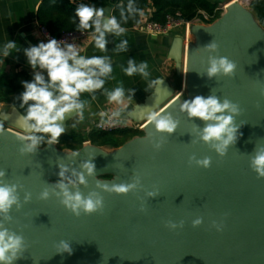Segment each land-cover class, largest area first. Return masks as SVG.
Masks as SVG:
<instances>
[{
  "label": "water",
  "instance_id": "water-1",
  "mask_svg": "<svg viewBox=\"0 0 264 264\" xmlns=\"http://www.w3.org/2000/svg\"><path fill=\"white\" fill-rule=\"evenodd\" d=\"M101 8L105 16L113 15L112 5ZM217 24L213 32L205 31L201 45L189 50V98L215 94L240 105L236 121L243 125L236 143L223 157L199 141L197 126L203 127L204 122L189 120L180 111L179 99L166 110L180 122L175 132L159 133L146 124L145 136L127 141L112 154L90 143L76 150V156L57 144L21 155L20 136L10 132V128L23 132L15 126L21 113H0L1 123L7 126L0 128V161H4L0 170L6 171L3 180L20 185L21 203L25 192L32 193L21 208L13 205L11 220L4 221L25 238L26 249L14 264H264V177L250 167L249 159L257 147L264 146V30L240 1L227 6ZM212 40L219 45L214 53L204 47ZM210 55L233 60L235 74L207 78ZM169 57L181 74V38L173 44ZM160 87V95L155 90L134 106L128 117L147 123L144 114L148 110L168 104L175 90L165 79ZM73 116L66 117L64 124ZM156 143L163 144L158 151ZM193 153L197 158L211 157V166L189 164ZM85 159H93L96 169L86 176L87 185L79 188L85 195L101 192L103 212L76 217L55 197L38 199L45 185H55L58 163L68 166L67 175H71L73 168L80 171ZM135 174L141 176L145 190L153 186L159 195L147 198L144 190L125 195L97 188L98 181L130 182ZM129 198H135L130 206L126 203ZM142 200L146 212L139 211ZM115 208L120 209L104 215L105 210ZM197 216L203 217V223L193 227L191 221ZM168 220H183L184 226L170 230L165 226ZM212 221L222 224L220 231ZM61 240L69 242L70 253L58 252Z\"/></svg>",
  "mask_w": 264,
  "mask_h": 264
},
{
  "label": "clouds",
  "instance_id": "clouds-1",
  "mask_svg": "<svg viewBox=\"0 0 264 264\" xmlns=\"http://www.w3.org/2000/svg\"><path fill=\"white\" fill-rule=\"evenodd\" d=\"M135 0H128L121 6L119 18L116 15L105 16L103 8L94 4L80 3L75 8L71 22L76 25L78 31L91 30L92 45L101 52L107 51L108 34L120 38L126 37L125 25L130 17L138 13ZM214 53L219 48L216 40L204 46ZM16 41L7 40L0 45V56L7 58L13 51H18ZM114 51L123 53L128 51V40L123 38L116 44ZM26 57V65L31 69V79L22 80L23 91L18 99L23 112L17 116L15 126L21 129L25 135L19 137L22 142L19 147L21 155L34 154L42 145L58 144L60 137L66 133L64 121L66 117L75 115L76 121L72 124L75 129L77 124L84 119L86 102L81 97L87 93L95 98L97 91H103L109 104L119 107L112 111L111 118L120 117L125 111V97L132 99L134 89L126 90L122 83L112 89L105 88L106 81L112 79L114 65L111 56L81 54V49L74 43L58 40L50 37L46 41L41 40L35 45L23 48ZM237 69V64L227 56L210 55L207 60L206 76L209 79L218 75L232 77ZM123 75L133 77L139 75L148 81V88H155L157 95L161 93L163 79L151 78L147 61L137 62L134 58L127 60L126 66H121ZM167 90V89H164ZM264 95V92L261 93ZM175 103V101H172ZM170 104L158 110H148L144 116L148 124H151L156 132L172 134L179 126V121L166 111ZM180 111L187 114L189 120L198 118L203 121V127L197 126V135L200 142L208 145L219 156L227 154L230 145H234L238 139V132L243 124H238L236 118L241 113V107L225 97L221 99L215 94L208 96L196 95L186 98L180 104ZM108 114L101 112L100 116ZM6 119V118H5ZM162 143L154 145L155 150H160ZM79 151L71 152L72 156ZM250 167L260 177H264V146L257 147L254 155L249 157ZM189 164L193 162L197 166L208 168L211 166V157L197 158L195 153L188 157ZM59 172L55 185H45L39 192L38 199L48 200L55 197L73 215L92 214L103 212L104 197L101 192L91 191L85 195L79 188L87 185L86 176L95 173L93 159H85L80 164V171L71 169L63 163L57 164ZM5 170H0V264H14L26 249L25 238L21 233L6 227L4 221H10V211L13 205L17 209L28 203L32 198L31 192L24 193L23 203L20 201L18 189L20 185L5 182ZM97 188L103 192L128 194L137 190H144L145 196L155 197L159 195L158 189L145 190L142 178L135 174L130 182L109 183L97 182ZM139 211L146 212L145 202L142 200ZM196 227L203 223V217L197 216L191 221ZM212 225L220 231L222 224L212 221ZM165 226L170 230L183 228L184 221L168 220ZM60 251L71 252L69 242L61 240L58 244Z\"/></svg>",
  "mask_w": 264,
  "mask_h": 264
},
{
  "label": "crops",
  "instance_id": "crops-1",
  "mask_svg": "<svg viewBox=\"0 0 264 264\" xmlns=\"http://www.w3.org/2000/svg\"><path fill=\"white\" fill-rule=\"evenodd\" d=\"M72 1L77 2V0ZM230 1L232 0H225L223 2L226 4V2ZM239 1L246 11L252 15L254 22L264 30V26L260 24L256 14L250 6L252 0ZM41 2L42 0H0V45L10 39L12 41H16L19 47L18 51H13L7 58L0 56V73H6L9 75L22 73L23 76L20 78V81L31 79V69L26 65V57L23 54V48L30 47L37 44L41 40L46 41L48 39V37L41 30L37 19V11ZM152 12V6L146 8L143 12V21L150 20ZM224 13L225 10H222L221 15L211 23L204 21L202 18L192 19L185 24L174 28L168 34L153 35L141 32L136 28H126V37L117 38L112 36V34H108L106 52H101L100 50L93 47L91 33L79 39L77 46L81 49L82 55L111 56L114 65V72L112 74V79L106 81L104 87L107 89H112L113 87L122 83L126 90L134 89V93L131 94V100H128L126 95L124 101L126 106L125 111L120 116L122 118H129L128 114L134 108V106L144 102V100L155 91V88H148V81L139 75L133 77H127L123 75L121 66H126L127 60L129 58H134L137 62L147 61L149 64V70L151 72V77L149 79H165L175 90L174 95L168 100V104L171 105L172 101H176L178 99L182 103L184 99L189 98L190 96V71L188 64L189 50L192 46L197 47L204 42L205 36L203 37V34L205 31L210 30L213 32L215 26L218 25L217 23H219L223 18ZM123 38L128 40V51L117 53L114 51L115 46ZM178 38L183 40V60L181 74L177 72L174 60L169 57L172 46ZM22 91L23 87L13 96L10 103H0V113L15 110L22 113L24 109L20 107V101L18 99V96ZM94 95V99L87 93L82 95L81 98L86 102L84 119L77 124L75 129H73L72 124L77 119L74 115L66 122V133L77 132L81 134H88L93 129L94 122L99 118H103L100 116L101 112L111 114L112 111L119 107L115 104H109L102 90L97 91ZM144 128L142 129L143 132ZM18 134L23 135L21 132H18ZM145 134L146 133L144 132L142 137L145 136ZM138 137H140V135L133 137L130 141L135 140ZM45 146L46 145L41 147ZM122 146H102L100 148L104 152L112 154L122 148ZM60 150L68 154L76 151L71 149ZM104 177L108 178L106 176Z\"/></svg>",
  "mask_w": 264,
  "mask_h": 264
},
{
  "label": "trees",
  "instance_id": "trees-1",
  "mask_svg": "<svg viewBox=\"0 0 264 264\" xmlns=\"http://www.w3.org/2000/svg\"><path fill=\"white\" fill-rule=\"evenodd\" d=\"M128 0H87L86 3L97 7L113 6V15L119 18L121 6L126 5ZM222 0H135L138 13L128 19L125 27L134 28L143 21V12L152 6L153 12L150 20L166 24L168 17L190 21L202 18L206 22L215 21L222 13ZM80 3L72 0H42L37 19L52 37L58 38L64 32L76 31L91 33V30L78 31L76 25L71 22L75 8ZM260 24L264 26V0H252L250 4ZM205 15L208 18H205ZM1 65V60H0ZM22 73L9 75L0 73V103H10L13 96L22 89L20 78ZM1 126V123H0ZM142 136L144 132L139 129H122L113 132H105L92 129L88 134L67 132L60 137L58 147L60 149L79 150L85 141H90L95 146L120 147L135 136ZM44 146V145H42ZM110 177V176H106Z\"/></svg>",
  "mask_w": 264,
  "mask_h": 264
},
{
  "label": "built area",
  "instance_id": "built-area-1",
  "mask_svg": "<svg viewBox=\"0 0 264 264\" xmlns=\"http://www.w3.org/2000/svg\"><path fill=\"white\" fill-rule=\"evenodd\" d=\"M77 2L86 3L87 0H77ZM220 8L222 10H225L227 8V3L221 6ZM205 18H208V16L205 15ZM186 22L188 21L176 19L173 16H169L166 24H161L158 22H154L152 20H146V21H142V23L135 26L134 28L144 33L153 34V35H161V34H168L169 32H171V30H173L174 28L178 26L185 24ZM40 28L48 38L52 37L44 27L40 25ZM88 34L90 33L67 31V32H64L57 39L66 41L69 43H74L75 45H77L78 40ZM143 128H144L143 123L135 122L130 118H122V117L111 118L110 113H108V115L103 118H99L93 124V129H97V130L105 131V132H113V131L122 130V129L142 130ZM88 143H91V142L90 141L84 142V144H88Z\"/></svg>",
  "mask_w": 264,
  "mask_h": 264
},
{
  "label": "rangeland",
  "instance_id": "rangeland-1",
  "mask_svg": "<svg viewBox=\"0 0 264 264\" xmlns=\"http://www.w3.org/2000/svg\"><path fill=\"white\" fill-rule=\"evenodd\" d=\"M222 1H225V0H222ZM232 1H234V0H232ZM232 1H230V2H232ZM226 3H228V2H226ZM223 5H224V2L222 3ZM223 5H221V6H223ZM224 11V10H223ZM86 144H83V146H85ZM4 161H0V165L3 163ZM150 190H153V186H151V188H150ZM135 198H129V199H127L126 201V203L127 204H129V206L130 205H132L131 203L132 202H130V201H133ZM126 203H124V204H126ZM124 204H122V205H124ZM113 209V208H112ZM118 209H120V208H115L114 210H105L104 211V215H107L109 212H113V211H115V210H118Z\"/></svg>",
  "mask_w": 264,
  "mask_h": 264
},
{
  "label": "bare ground",
  "instance_id": "bare-ground-1",
  "mask_svg": "<svg viewBox=\"0 0 264 264\" xmlns=\"http://www.w3.org/2000/svg\"><path fill=\"white\" fill-rule=\"evenodd\" d=\"M237 1H239V0H234V1H232V2H228V3H227V6L233 4L234 2H237ZM146 124H148V122H147V123H144V126H145ZM10 132H12V133H14V134H16V135H18V136H20V137L23 136V135H25V133H23V132H21V131L14 130V129H12V128H10ZM18 132H21L23 135L18 134Z\"/></svg>",
  "mask_w": 264,
  "mask_h": 264
},
{
  "label": "flooded vegetation",
  "instance_id": "flooded-vegetation-1",
  "mask_svg": "<svg viewBox=\"0 0 264 264\" xmlns=\"http://www.w3.org/2000/svg\"><path fill=\"white\" fill-rule=\"evenodd\" d=\"M0 123H1V121H0ZM5 127H7L5 124H2L1 123V126H0V128H5Z\"/></svg>",
  "mask_w": 264,
  "mask_h": 264
}]
</instances>
